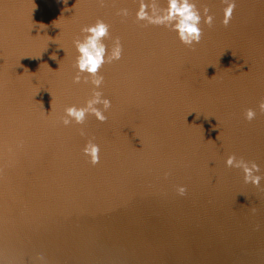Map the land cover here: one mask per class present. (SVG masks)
Segmentation results:
<instances>
[{
	"label": "water",
	"instance_id": "water-1",
	"mask_svg": "<svg viewBox=\"0 0 264 264\" xmlns=\"http://www.w3.org/2000/svg\"><path fill=\"white\" fill-rule=\"evenodd\" d=\"M0 264H264V0H0Z\"/></svg>",
	"mask_w": 264,
	"mask_h": 264
}]
</instances>
